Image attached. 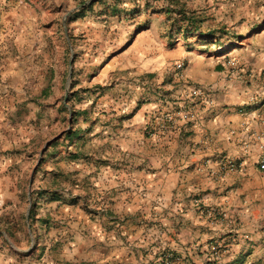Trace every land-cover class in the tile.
<instances>
[{"label": "crops", "instance_id": "0c3cea01", "mask_svg": "<svg viewBox=\"0 0 264 264\" xmlns=\"http://www.w3.org/2000/svg\"><path fill=\"white\" fill-rule=\"evenodd\" d=\"M33 13L16 0H0V211L19 202L12 186L21 179L8 170L27 164L8 150L22 143L10 124L24 100L21 47L26 43L31 57L45 31L35 29ZM182 54V69L169 71L175 83L147 87L139 103L141 87L119 109L128 114L113 117L118 125L98 139L100 164L85 165L87 185L96 191L87 194L99 200L95 230L91 224L81 230L87 264H161L165 253L173 264H264V168L258 163L264 155V53ZM60 74L58 67L52 89ZM27 75L32 86V69ZM193 87L203 93L192 96ZM189 102V121L150 135L157 112ZM35 132L30 128L28 140ZM220 157L234 164L223 165Z\"/></svg>", "mask_w": 264, "mask_h": 264}, {"label": "rangeland", "instance_id": "374dc122", "mask_svg": "<svg viewBox=\"0 0 264 264\" xmlns=\"http://www.w3.org/2000/svg\"><path fill=\"white\" fill-rule=\"evenodd\" d=\"M16 1L34 9L35 29L41 25L45 31L31 57L27 44L21 47L24 100L10 124L22 143L8 151L18 158L22 154L19 163L27 164L8 170L21 183L12 186L19 202L9 201L0 211V259L7 264H87L80 255L81 230L88 224L95 230L99 200L87 194L96 191L87 185L85 165L103 159L97 151L103 131L118 125L113 117L128 114L120 107L142 88L139 103L147 87L174 84L169 71L177 69L186 51L205 55L248 48L264 53V0ZM192 19L203 36L196 32L184 38L179 29H189ZM58 67L60 80L52 89ZM193 104L157 112L150 135L168 131L160 129L164 113H175V124L189 121L178 113ZM30 128L36 132L28 140ZM165 257L173 264L171 253L162 256L161 264Z\"/></svg>", "mask_w": 264, "mask_h": 264}, {"label": "built area", "instance_id": "2783aa9c", "mask_svg": "<svg viewBox=\"0 0 264 264\" xmlns=\"http://www.w3.org/2000/svg\"><path fill=\"white\" fill-rule=\"evenodd\" d=\"M234 62L232 61L231 64H233ZM183 67V62L182 61H177L176 63V68L177 69H182ZM202 89L200 87H193L191 89V95L192 96H195V95H199V94H202ZM178 115L181 117V118H184V119H191L193 116H194V107L193 105H190L188 106V108L184 109L183 111H179ZM175 121H176V115L175 113H164L163 115H161V123H160V129H162V131H166L168 130L169 128H171L174 124H175ZM220 159V163L225 165V164H228V165H233L234 162L230 159H226V158H219ZM259 163V167L261 169L264 168V155H262L258 161ZM164 262L166 264H169V259L168 257H165L164 259Z\"/></svg>", "mask_w": 264, "mask_h": 264}, {"label": "trees", "instance_id": "16d2710c", "mask_svg": "<svg viewBox=\"0 0 264 264\" xmlns=\"http://www.w3.org/2000/svg\"><path fill=\"white\" fill-rule=\"evenodd\" d=\"M193 20L194 19L190 20V22L193 23ZM179 30L184 38H188L190 35L192 36L196 32H199V36H203V31L200 30L199 25H195L194 23L189 29L187 27H181Z\"/></svg>", "mask_w": 264, "mask_h": 264}, {"label": "water", "instance_id": "95a60500", "mask_svg": "<svg viewBox=\"0 0 264 264\" xmlns=\"http://www.w3.org/2000/svg\"><path fill=\"white\" fill-rule=\"evenodd\" d=\"M71 68H72V57L71 59L69 60V73H68V79H70V75H71ZM68 92V82H67V87L65 89V93L67 94Z\"/></svg>", "mask_w": 264, "mask_h": 264}]
</instances>
